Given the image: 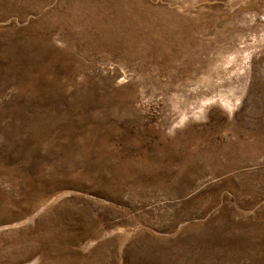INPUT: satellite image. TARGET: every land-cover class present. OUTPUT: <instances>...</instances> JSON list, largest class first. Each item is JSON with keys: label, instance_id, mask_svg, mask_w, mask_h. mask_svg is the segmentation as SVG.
I'll return each mask as SVG.
<instances>
[{"label": "rangeland", "instance_id": "374dc122", "mask_svg": "<svg viewBox=\"0 0 264 264\" xmlns=\"http://www.w3.org/2000/svg\"><path fill=\"white\" fill-rule=\"evenodd\" d=\"M119 2L0 0V264L85 256L89 216L117 264H264V0H125L169 28L117 44Z\"/></svg>", "mask_w": 264, "mask_h": 264}, {"label": "crops", "instance_id": "0c3cea01", "mask_svg": "<svg viewBox=\"0 0 264 264\" xmlns=\"http://www.w3.org/2000/svg\"><path fill=\"white\" fill-rule=\"evenodd\" d=\"M61 211H63L66 216L70 213L77 212L78 209L74 208L70 205H65L64 207L60 208ZM85 214H90V210L82 209ZM82 221L85 222V225L88 224V228L84 229H72L70 232L71 234L69 237H71L69 240H64L66 246H69L71 244H76L77 242L81 240H88L89 247L88 251H85V256H79L76 257L74 255H70L68 251H64L59 253V262L56 261L57 256H54L55 260H52L54 264H75L76 262H79L80 264H117V259H123L125 258V253L129 250V242L127 241L124 246H121L122 240L117 237H121L122 231L120 229H117V232H112L110 234H106L105 232H102V229L100 226V223L97 222L95 224V220L93 217L89 216L88 218L83 219ZM83 230V232H82ZM142 243L144 244L146 241H148L147 238L142 237ZM69 244V245H68ZM136 244V242H134ZM121 247V250H119L120 255H118L117 246ZM67 249V248H66ZM127 251V252H126ZM88 253V254H87Z\"/></svg>", "mask_w": 264, "mask_h": 264}, {"label": "bare ground", "instance_id": "6f19581e", "mask_svg": "<svg viewBox=\"0 0 264 264\" xmlns=\"http://www.w3.org/2000/svg\"><path fill=\"white\" fill-rule=\"evenodd\" d=\"M124 1L125 0H120V2L117 3L116 5L107 6L104 9L102 8L103 10H101V12L105 11L106 16H104V17L102 16L101 21H99L97 19H95V20L90 19L91 21L93 20L92 24H90V25H92V27H94L96 29V31H97V29L101 30L102 32L104 30L105 33L111 37V39H115V40H119L121 37H125V36L130 37V38H140L142 36L148 37V34L150 33V31L153 28H157L159 34H161V31L164 30L165 28H169L168 25L166 24L167 14H166L164 9L153 8L148 4L146 7L142 8V9H140L136 6H133V8L121 9L123 7ZM97 7H99V5ZM96 9H98V8H96ZM89 11H90V9H89ZM116 11H118L119 14L117 13L115 15ZM101 12H100V14H101ZM111 13H112V15H111ZM79 18H81V17H79ZM104 18H106V20H104ZM85 25H87V24L85 23ZM90 28H91V26H90ZM87 29L82 31V32H84L83 34L85 36L94 35L91 33V29H90V31H87ZM122 29H124V30H122ZM123 42H126V41L119 40L118 43L117 42H115V43L120 44ZM96 44H98V43H96Z\"/></svg>", "mask_w": 264, "mask_h": 264}]
</instances>
